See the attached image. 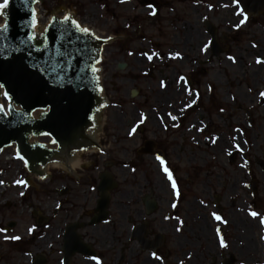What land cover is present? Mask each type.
Returning <instances> with one entry per match:
<instances>
[{
    "label": "flooded vegetation",
    "instance_id": "obj_1",
    "mask_svg": "<svg viewBox=\"0 0 264 264\" xmlns=\"http://www.w3.org/2000/svg\"><path fill=\"white\" fill-rule=\"evenodd\" d=\"M136 1L152 19L165 15L167 9L174 12L173 6L177 5V0H116V17L125 20V28L134 22L132 16L137 17L135 13L131 16ZM191 1L199 6L205 4L211 12L220 0ZM65 2L72 8L66 14L81 24L87 20L79 3ZM148 4L155 14H150ZM166 18L169 27L163 35L164 53L155 47L142 53L124 48L119 52L123 60L127 56L137 63L135 69L151 81L157 70L159 82L167 84L168 94L145 97L146 105L154 100L152 112L144 108L148 113H140L127 132L111 134L99 124L103 121L100 118L98 133L91 134L86 146L95 150L84 151L79 157L81 167L70 170L68 163L75 158L74 153L60 172H55L53 165L43 180L47 185L35 187L33 197L38 208L32 209L31 219L19 212L16 221L0 224V264H264V248L259 252L253 244L249 198L251 191L255 201L260 189L256 178H248L251 157L243 147L230 152L220 147L228 141L244 142L241 127L235 126L230 133L221 128L228 130L241 121L238 109L245 113L246 123L253 126L254 112L241 105L237 109L225 105V97L206 80V67L221 61L220 53L214 52L210 29H216V43L224 53L233 37L219 35L213 17L201 18L207 38L197 29H192L194 34H174L181 17ZM126 38L123 35L118 41ZM209 42V48L202 51ZM190 52L195 53L193 68ZM152 53L157 55L148 60L147 55ZM175 54L179 55L173 58ZM258 59L264 64L262 56L258 55ZM143 61H147L145 68L140 67ZM156 61L161 64L158 69ZM127 67L126 61L117 66L118 70ZM102 72L106 73L104 92L112 93L115 77L103 66ZM131 94L136 97L143 92L136 89ZM229 96L234 103V95ZM117 123L112 119L113 125ZM216 149L220 152L216 157L224 167L218 173L213 156ZM235 165L239 170L230 168ZM165 167L172 181L163 171ZM259 168L264 176V169ZM261 213L264 215V210ZM13 236L19 239H11ZM221 240L226 247H220Z\"/></svg>",
    "mask_w": 264,
    "mask_h": 264
},
{
    "label": "rangeland",
    "instance_id": "obj_2",
    "mask_svg": "<svg viewBox=\"0 0 264 264\" xmlns=\"http://www.w3.org/2000/svg\"><path fill=\"white\" fill-rule=\"evenodd\" d=\"M175 2V0H170ZM2 2V0H0ZM79 3L84 10V15L87 20H82V25L93 29L95 32H99L98 37L107 38L111 37L110 43L104 45V62L100 65V73L102 66L110 70L111 76L115 77L112 80V84H115L110 90H106L104 95L108 98L107 108H105L99 115L103 119L99 124L111 134L117 132H124L128 129H132L131 125L138 120L140 113L152 112L153 99L157 95L168 94L167 84H161L159 82L160 75L155 72L154 81L146 78V75L142 72H138L135 68L138 64L131 62L129 58L124 56V60L119 50L129 49L134 51L143 52L144 50H153V47L157 48V51L165 52L163 48L166 41L164 40V33L169 27L166 17L174 18L176 15L181 17L178 26L174 27V34L178 31L185 32L186 35L194 34L193 30H199L203 33L204 27L202 24V17H213L214 24L218 27L219 35H231L233 42L230 44V48L223 55H221V61H213L211 65L206 68L209 70L207 81L215 87L219 95H223L226 99L225 105L236 106L241 105L246 108H250L254 112L253 126L246 123L245 113L238 109V116L241 121L238 124L233 123V127L230 129L221 128V131L233 132L236 127L243 129L245 134L244 142L240 141L239 144L228 143L220 145L223 150L232 151L238 147H243L246 153L251 157L250 165H248V178L251 181L252 178H256L259 181V192L252 200L253 196L250 191L251 210L258 213V217H252L253 223V244L259 248L261 252L264 248V228L259 224V218L264 217L261 210H264V176L261 175V170L254 162V157L262 158L264 155V97L260 93L264 92V64L256 62L258 55L262 56L264 60V14L256 17L255 20L244 19V23H240L242 17L234 14V8L231 0L216 1L215 11L211 12L207 10V6L203 4H195L191 0H177V5H174V12H170L169 9L165 11L160 17L152 19L149 17L148 10L144 9L142 5L136 1V9L132 12L131 16L135 13L136 18L132 16L133 23H129L125 28V20H120L116 17L119 13L114 6L116 0H74ZM40 16H42L41 23L45 25L49 18L54 15L63 16L68 13L69 9L72 11L71 6L65 2V0H57V4L53 5L52 0H41L40 3ZM217 20V21H216ZM3 18L0 17V24L3 22ZM118 29H126L123 32ZM172 29V26L171 28ZM173 32V30H172ZM121 33V34H119ZM123 35H127L126 40H121ZM207 38V35H204ZM106 40V39H105ZM108 42V40H107ZM154 43L156 45H154ZM159 44V45H158ZM122 52L124 50H121ZM190 67H195L192 63L196 59L193 57L195 53L190 52ZM232 57V59H229ZM202 59V56L200 57ZM204 58L208 59L207 56ZM126 61L128 67L124 70H118L117 66ZM157 69L161 67V64L155 62ZM147 66V61H143L140 64L141 68ZM135 69V70H134ZM262 71V72H261ZM166 73L168 72L165 71ZM261 72V73H259ZM106 73H101V80L105 78ZM212 80V82H211ZM218 81V85L216 83ZM126 83V84H125ZM125 84V85H124ZM107 89V88H106ZM111 89V88H109ZM141 89L143 94H137L133 97L131 91ZM203 90H206L203 87ZM234 95V103L230 101V96ZM144 96V97H143ZM151 97L148 105L145 104V97ZM263 101V104H261ZM169 109V105L164 106ZM149 109V110H145ZM237 109V108H236ZM112 119L118 123L113 125ZM216 121L219 123L218 118ZM116 132V133H115ZM220 152L214 150L213 156L215 158V172L218 173L220 169L224 167L219 162V158L216 157ZM263 154V155H262ZM218 158V159H217ZM5 166L0 159V224L7 225L8 221H16L18 219L19 212H25L27 220L31 219L32 209H36L33 197L35 187L41 185H47L45 181H37L32 179L27 194V197L22 194L21 188L13 184L12 180L17 174L22 176H28L27 170L20 163L12 167ZM54 168L50 165L47 170L48 173ZM61 167H55V172H60ZM229 169L228 166H226ZM233 170H239L236 165L231 166ZM7 172V176L4 177L3 173ZM7 205H9L7 207ZM38 208V207H37ZM38 210V209H37ZM41 211V210H39Z\"/></svg>",
    "mask_w": 264,
    "mask_h": 264
},
{
    "label": "water",
    "instance_id": "obj_3",
    "mask_svg": "<svg viewBox=\"0 0 264 264\" xmlns=\"http://www.w3.org/2000/svg\"><path fill=\"white\" fill-rule=\"evenodd\" d=\"M38 2L41 3V0H38ZM37 3L33 4L32 7L35 8ZM244 5H246V17L248 18H256L264 13V0H244ZM18 7V0H11L10 7L7 10L11 19L12 37L17 35L16 24L22 16V13L18 11ZM53 18L56 19L57 23L52 25L50 35H58V22L62 18L56 16ZM210 32L213 35L214 52L218 55L220 52L222 53V50L219 49L216 43V29L212 27ZM96 34L99 35V32H96ZM89 43L98 55L99 63L95 64V67L98 68L104 51L105 40H90ZM103 58L102 62H104ZM22 63L28 64L29 61L23 59L21 56H16L5 63L4 66L5 68H19ZM4 80L6 81V87L11 88L16 93V98L22 101L24 109L40 108L42 112L48 111V109L41 108V105L45 103H51L52 109L49 111L47 117L41 115L35 117V113H33L35 119H29L27 122L29 131H6L0 133V153L6 147L16 145V153L19 151L20 155H23L28 162L26 166L27 170L31 174L41 176L42 167L47 166L51 162L61 163L62 161H68L73 151H82L91 142L88 132L92 131L96 126V117L103 109L107 108H104L105 97L102 95L103 89L100 83V73L97 72L95 75L89 74L90 82L86 87L79 84L74 78L71 82H66L63 86H60L59 82H54L50 77H41L39 73L31 70L19 75L5 72ZM89 116L92 117L91 120ZM15 119L16 117L13 116L12 120ZM0 123L7 124L9 128L16 127L10 121H3L2 117H0ZM33 132H50L52 137L57 140L56 148H49L42 142L30 143L28 141L29 136L36 138L44 136L32 135ZM13 140L15 141L14 144L12 143ZM33 145L36 146L33 147ZM74 156L75 158L73 159H76V153ZM256 162L264 169L263 159L257 158ZM104 190L102 188V192ZM107 203L106 198L105 208H107Z\"/></svg>",
    "mask_w": 264,
    "mask_h": 264
},
{
    "label": "snow or ice",
    "instance_id": "obj_4",
    "mask_svg": "<svg viewBox=\"0 0 264 264\" xmlns=\"http://www.w3.org/2000/svg\"><path fill=\"white\" fill-rule=\"evenodd\" d=\"M37 2L38 0H18V11L22 13V16L16 24L17 35L15 37L11 36V19L7 11L11 0H2L0 2V17L4 19V22L0 24V101H2L0 102V117L3 118V121H10L11 124L16 125L14 128H9L7 124L0 123V133L6 131H29L27 122L29 119H35L33 113L47 117L52 109L51 103L41 105V108L48 109V111L44 112H41L40 108L24 109L22 101L16 98V93L11 88L6 87L5 72L19 75L31 70L39 73L41 77H50L54 82H59L60 86H63L66 82H71L74 78L85 87L90 82L89 74L95 75L98 72L95 64L99 63V58L96 51L90 46L89 41L98 40L100 37L90 28L82 26L69 14L64 15L59 20L58 35H50L52 25L57 23L55 18L49 22L48 26L38 31L37 14L35 8L32 7ZM147 6L152 9L150 14H155L153 6L151 4ZM232 6L234 14L243 18L240 23H244V19H246L244 0H232ZM105 39L110 40L111 37ZM210 43L204 44L202 51H206ZM155 55L157 54L147 55L148 60H152ZM178 55L175 54L173 58ZM16 56L27 59L29 63H22L19 68H5V63ZM229 59H232V57H229ZM257 62L259 63L260 60L258 59ZM179 79L183 81L184 77L181 76ZM260 95L264 97V92L260 93ZM13 116L16 117L15 120H12ZM170 118L172 120L176 119L175 116ZM89 119L91 120L92 117L89 116ZM32 135H44L49 137L50 143H57V140L52 137L50 132H33ZM12 143L14 144L15 141L13 140ZM35 146L33 145V147ZM17 157L24 161L25 166H27V160H25L23 155H20L19 151H17ZM156 158L160 160L161 165L164 164V161L159 156ZM163 171L167 175L168 180L172 181L173 178L169 170L165 167ZM18 183L24 182L18 181ZM172 187L173 189L176 188L174 182ZM250 215L254 218L258 217V213L255 211L250 212ZM215 219L219 220L220 217L216 216ZM259 224L264 227V217L259 218ZM29 231L31 232L32 229H29ZM11 239L16 240L19 237L13 236ZM220 247H226L223 240L220 241ZM156 259H160V257L157 256Z\"/></svg>",
    "mask_w": 264,
    "mask_h": 264
},
{
    "label": "bare ground",
    "instance_id": "obj_5",
    "mask_svg": "<svg viewBox=\"0 0 264 264\" xmlns=\"http://www.w3.org/2000/svg\"><path fill=\"white\" fill-rule=\"evenodd\" d=\"M98 133V130H95V131H93L92 132V134L94 135V136H96V134ZM95 149H91L89 152H93ZM84 153V152H83ZM83 153H76V159H72L68 164H69V168H70V170L71 171H73L74 169H77V168H79V167H81V162H80V156L83 154ZM55 165V164H54ZM55 166H61L62 167V164L60 165V164H57V165H55Z\"/></svg>",
    "mask_w": 264,
    "mask_h": 264
}]
</instances>
